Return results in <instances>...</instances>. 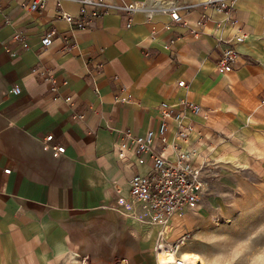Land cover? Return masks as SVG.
<instances>
[{"label": "crops", "instance_id": "crops-1", "mask_svg": "<svg viewBox=\"0 0 264 264\" xmlns=\"http://www.w3.org/2000/svg\"><path fill=\"white\" fill-rule=\"evenodd\" d=\"M28 1L0 9V264H156V228L128 184L150 166L123 167L114 145L126 129L156 132L162 103L201 104L200 114L185 112L194 130L181 146L195 147L214 176L210 194L227 158L223 143L240 147L254 137L246 130L264 129V0H227L234 24L197 5L186 23L137 11L127 24L111 9L85 27L56 15L60 6L76 15L77 0H48L33 12L22 6ZM225 49L235 54L222 63ZM50 76L73 102L51 97ZM75 113L85 115L82 124ZM49 134L64 153L43 145Z\"/></svg>", "mask_w": 264, "mask_h": 264}, {"label": "built area", "instance_id": "built-area-1", "mask_svg": "<svg viewBox=\"0 0 264 264\" xmlns=\"http://www.w3.org/2000/svg\"><path fill=\"white\" fill-rule=\"evenodd\" d=\"M6 0H0V9ZM58 4L61 0H56ZM79 11L76 15L65 11L61 6L57 10V17L78 27H85L87 22L102 18L115 9L116 13L126 17L127 24L133 20V14L137 11L146 12L147 18L152 19L154 13H169L173 22H187L188 16L197 5L211 7L217 12L224 13L226 21H235L234 7L227 0H77ZM48 0H29L22 6L28 12L43 9ZM8 22V21H7ZM239 29V28H238ZM216 34V33H215ZM54 32L46 31L42 37L44 47L50 46ZM238 40L244 38L243 34L236 33ZM21 35L13 33V38ZM223 41L221 36H218ZM153 39V36H151ZM2 43V40H0ZM26 46V45H23ZM71 47L66 45L65 50ZM235 51L225 49L222 51L221 62L232 59ZM101 68V64H97ZM51 79V97L54 99L63 97L67 102H73L72 96H63L57 87L53 76ZM179 86H186L185 81H179ZM98 90V89H97ZM14 94H20L21 89L14 86ZM120 98L117 97V100ZM124 101L123 98L120 99ZM162 116L159 129L148 131L139 135L130 129L121 132L120 139L114 145V153L123 167H135L149 164L150 169L146 174L135 172L128 180L130 198L140 204L148 218V222L156 228V240L154 252L156 264H191L183 257L185 246L193 240L194 232L184 227L187 214L195 210L204 197L209 193L214 176L205 169V163L198 164L195 147L183 148L181 143H189L194 130L193 122L185 121L184 115L187 109L194 113L202 112V105L192 102H184L182 107L176 110L162 103L158 107ZM78 124H82L85 115L75 113L73 115ZM172 133V139L169 134ZM53 135L49 134L41 139L43 145L51 148L54 154L65 152L63 145H51ZM6 173L10 169H5ZM161 255H171L168 261H161ZM88 256L83 259L86 261Z\"/></svg>", "mask_w": 264, "mask_h": 264}, {"label": "rangeland", "instance_id": "rangeland-1", "mask_svg": "<svg viewBox=\"0 0 264 264\" xmlns=\"http://www.w3.org/2000/svg\"><path fill=\"white\" fill-rule=\"evenodd\" d=\"M257 109L264 110V103ZM249 122L257 121L250 119ZM246 131L254 137L244 139L240 147L232 144L228 148L230 142L226 141L223 148L228 151L227 155L247 156L250 167L238 168L234 161L224 158L221 167L215 169L213 190L184 225L195 236L185 250L198 251L207 264L264 262V239L257 240L259 235L264 238V142L256 141L257 135H264V129ZM216 151L215 158L219 159L223 150L219 147Z\"/></svg>", "mask_w": 264, "mask_h": 264}, {"label": "bare ground", "instance_id": "bare-ground-1", "mask_svg": "<svg viewBox=\"0 0 264 264\" xmlns=\"http://www.w3.org/2000/svg\"><path fill=\"white\" fill-rule=\"evenodd\" d=\"M256 141L258 143H263L264 142V135H257ZM227 145H228V148L232 146V144H230V143H227ZM227 157L231 161H234V163H235L234 165L238 168L244 167V168L248 169L250 167V163L247 159V156L242 155L241 153L229 154V155H227ZM234 205H235V203H234ZM259 238H260V240L264 239V238L260 237V235H259V237H257V240H259ZM183 257L187 261H189L191 264H207V260L204 259L202 254L196 250H185L183 252ZM170 259H171V255H161L160 256L161 261H168ZM258 264H264V262L263 263L260 262Z\"/></svg>", "mask_w": 264, "mask_h": 264}]
</instances>
